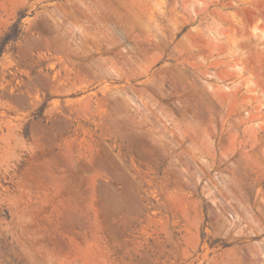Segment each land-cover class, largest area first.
Here are the masks:
<instances>
[{
	"label": "rangeland",
	"instance_id": "rangeland-1",
	"mask_svg": "<svg viewBox=\"0 0 264 264\" xmlns=\"http://www.w3.org/2000/svg\"><path fill=\"white\" fill-rule=\"evenodd\" d=\"M0 264H264V0H0Z\"/></svg>",
	"mask_w": 264,
	"mask_h": 264
}]
</instances>
